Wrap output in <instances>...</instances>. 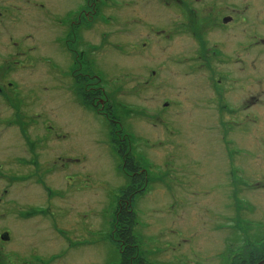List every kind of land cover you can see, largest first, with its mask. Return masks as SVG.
I'll list each match as a JSON object with an SVG mask.
<instances>
[{
	"label": "rangeland",
	"instance_id": "374dc122",
	"mask_svg": "<svg viewBox=\"0 0 264 264\" xmlns=\"http://www.w3.org/2000/svg\"><path fill=\"white\" fill-rule=\"evenodd\" d=\"M83 2H90V26L66 41L73 47L82 41L76 49L79 71L89 63L88 70L99 74L93 80L109 99V119L120 125L116 140L104 112L81 106L75 80L65 75L73 68V57L58 42V12L65 10L67 0H2L1 36L14 42L9 44L11 59L3 56L2 70L8 72L6 66L12 65L14 74L8 75L31 78L35 120L44 123L49 141L43 146L49 154L42 172L44 188L32 187L28 194L33 203L41 202L44 212L43 219L33 221L36 230L25 244L34 254L33 264L120 262L125 246L119 242L116 218L121 217L119 197L127 186V168L121 169L122 156L114 147L120 134L130 138L132 162L149 175L145 190L132 191L136 222L131 239L138 244L131 243L128 253H139L147 264H222L224 255L260 258L264 111L251 110L260 121L251 140L258 156L249 161L251 169L245 163L237 168L245 185L223 191L220 174L228 173L233 148L221 145L222 129L207 125L215 116L202 106L203 99L197 104L190 97L197 90L191 82L199 75H185L181 55L188 51L173 46L169 26H162L159 34L157 27L150 30L148 21L156 11L148 10L150 0ZM181 41L178 37L179 46ZM164 101L169 102L167 108ZM245 130L236 132L241 150L249 124ZM41 131L33 136L43 135Z\"/></svg>",
	"mask_w": 264,
	"mask_h": 264
},
{
	"label": "flooded vegetation",
	"instance_id": "af4514ba",
	"mask_svg": "<svg viewBox=\"0 0 264 264\" xmlns=\"http://www.w3.org/2000/svg\"><path fill=\"white\" fill-rule=\"evenodd\" d=\"M149 3L148 10H156L153 20L148 21L150 30L157 27L159 34L163 31L162 26H169L173 46L182 47L183 52L188 51L187 56L184 53L181 55L187 64L185 75H199L197 78L193 76L195 80L191 85L197 90L190 93V97L197 104L203 99L202 106L211 109L215 116L207 125L222 129L221 145L229 144L233 148V157H227L228 173L223 170L220 174L219 186L223 191H236L245 185L239 182L241 176L237 175V168H242L245 163L251 169L249 161L258 156L257 147L251 140L260 121L251 110L261 108L264 111V0H150ZM1 11L2 0L0 139L9 144L4 145V141H0V264H33L34 254L27 252L29 248L25 244L35 229L33 221L43 219L44 212L40 210L43 207L41 202L35 200L33 203L28 194L31 195L34 187L44 188L42 172L48 164L49 154L44 152L43 146L49 141L45 136L46 126L44 123L38 125L35 120L37 114L32 108L31 78L29 75H25V79L8 75L14 74L12 65L6 66L10 71L2 70L3 56L11 59L9 44L14 45V42L11 37L3 39L1 36ZM91 12L90 2L67 0L65 10L58 12L62 21L58 42L63 43L73 57V68L65 75H71L75 80L74 93L82 102L79 104L98 114L104 112L109 119V99L93 80L99 74L88 70L89 63H86L84 71H79L82 66L76 49L81 48L82 41L79 39L75 47L66 41L68 36H79L82 30L87 32ZM143 15L141 12L140 22ZM178 37L182 40L181 46L178 45ZM227 65L230 67L225 70ZM199 77H202L201 80ZM162 105L167 108L169 102L164 101ZM109 123L116 140L114 133L121 132L120 125L114 117L109 119ZM247 124L249 131L247 144L242 149L244 152L238 146L236 132H247ZM111 126L116 130L112 131ZM40 128L43 135L33 136V132H38ZM127 138L120 134L113 145L119 152L122 149L125 152L122 166L123 170L127 168L123 172L127 186L123 190L138 192L148 187L149 175L128 161L130 143ZM239 154L244 155L243 160ZM26 184H30L29 190L24 188ZM19 243L25 246L19 247Z\"/></svg>",
	"mask_w": 264,
	"mask_h": 264
},
{
	"label": "trees",
	"instance_id": "16d2710c",
	"mask_svg": "<svg viewBox=\"0 0 264 264\" xmlns=\"http://www.w3.org/2000/svg\"><path fill=\"white\" fill-rule=\"evenodd\" d=\"M124 148V147H123ZM116 151L117 148H116ZM124 150H120V152L118 151V154H120V156H122V160H123V155H124ZM129 155H127L128 157ZM130 158V156L128 157ZM130 163L134 164L132 162V159L130 158L128 160ZM123 162V161H122ZM138 168V167H137ZM123 169V168H121ZM134 195V192L131 191H126L123 190L121 192V195L119 197L120 202L122 203V209H121V217H117V225H118V236H119V242L121 244H123L125 247L124 249L121 251V257H120V262L118 264H147L145 259L139 254L136 253L134 254V252L132 251L131 253L127 252L130 247H133V244H135L134 246H136L137 242L136 240H132L131 239V234L132 233V225L135 224V216L134 213L132 212L131 208L132 206H130L132 199L131 196ZM129 238L131 239L130 241ZM128 253V254H126ZM134 254V255H133ZM222 258H224V261L222 262V264H257L259 263V261L264 259V252L262 254V256L260 258H255V255H251L248 259H244L242 257H238L237 259L232 258L231 256H227L224 255ZM232 259V260H231ZM264 264V263H262Z\"/></svg>",
	"mask_w": 264,
	"mask_h": 264
},
{
	"label": "water",
	"instance_id": "95a60500",
	"mask_svg": "<svg viewBox=\"0 0 264 264\" xmlns=\"http://www.w3.org/2000/svg\"><path fill=\"white\" fill-rule=\"evenodd\" d=\"M262 263H264V259L263 260H261L259 263H257V264H262Z\"/></svg>",
	"mask_w": 264,
	"mask_h": 264
}]
</instances>
